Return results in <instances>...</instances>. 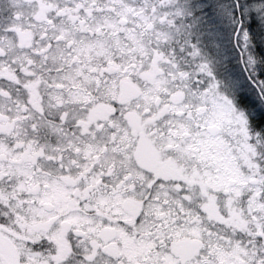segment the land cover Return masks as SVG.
<instances>
[{"label": "snow or ice", "instance_id": "6c2138e0", "mask_svg": "<svg viewBox=\"0 0 264 264\" xmlns=\"http://www.w3.org/2000/svg\"><path fill=\"white\" fill-rule=\"evenodd\" d=\"M0 264H264V0H0Z\"/></svg>", "mask_w": 264, "mask_h": 264}]
</instances>
